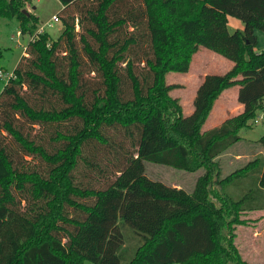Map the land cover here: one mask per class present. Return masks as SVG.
<instances>
[{"label":"trees","instance_id":"1","mask_svg":"<svg viewBox=\"0 0 264 264\" xmlns=\"http://www.w3.org/2000/svg\"><path fill=\"white\" fill-rule=\"evenodd\" d=\"M60 1L64 31L30 41L0 94V264H122L128 251L127 264H252L237 230L264 209V158L225 178L216 158L264 111V0ZM24 10L0 0V17L34 35L40 19ZM229 16L244 30L231 33ZM201 47L233 66L206 75L186 114L166 76ZM236 86L243 111L204 130ZM146 162L205 172L187 191L150 178Z\"/></svg>","mask_w":264,"mask_h":264},{"label":"rangeland","instance_id":"2","mask_svg":"<svg viewBox=\"0 0 264 264\" xmlns=\"http://www.w3.org/2000/svg\"><path fill=\"white\" fill-rule=\"evenodd\" d=\"M23 1L25 2V10H27L29 13H34L39 17V28L41 25H44V23L48 21L54 14L59 15L60 21H56L53 27L46 26V31L51 34L52 39H57L60 32L65 29L60 14L63 8L61 1ZM229 19L230 21L228 22V29L231 33L237 30L236 23H241L242 25L244 23L242 20L233 16H230ZM77 29L80 30L81 28L77 27ZM19 31H21V24L17 17H0V69H2L5 73H12L15 70L19 61L26 53L27 48L25 49V47H28L30 38L32 36L23 34L19 35ZM263 49L264 33H261L257 50ZM232 66L233 62L224 57L222 54L211 49L201 47L200 50L194 54L188 71H171L167 74V82L175 85L171 91V95L179 99L183 106V111L186 114H191L194 111L193 101L195 99L197 89L204 81L206 75L210 73H225L229 71ZM6 83L7 81L0 77V94L3 92ZM236 90L237 87L225 89L218 96L208 116L207 122H205L203 126V129H209L213 126L221 124L224 117L236 115L241 112V110L238 108L240 103L235 94ZM263 117L264 111H258L256 118L250 120L251 127L242 129L240 135L245 136L247 133H250L253 137L260 138L264 134ZM255 119H259V122L256 123ZM19 124L24 126L26 132L31 133L33 136H36L37 138L42 136L41 133L43 131L39 125H34L32 127L31 124H29V122H27V120L23 117H21ZM4 140L9 144L14 145V141L10 136H8V140ZM48 145L50 146V144ZM26 159L29 160V162L24 163L26 167L39 169L44 173L49 169L48 164L40 161L38 158L26 156ZM225 159L226 157H223L222 161L224 160V165L228 166V161L226 162ZM232 171H234V169H224L226 174L231 173ZM204 172V168L188 172L164 164L146 162V173L150 178L154 180H160L169 186L180 185L187 191H192L194 189L197 179ZM243 217L248 219V223L238 227L236 239L242 256L252 264H264V212H255L249 215L243 214ZM128 229L131 230L130 227ZM132 253L128 251L126 255L124 253L122 254V264H127ZM86 264L97 263L88 260L86 261ZM170 264L182 263L172 262Z\"/></svg>","mask_w":264,"mask_h":264},{"label":"crops","instance_id":"3","mask_svg":"<svg viewBox=\"0 0 264 264\" xmlns=\"http://www.w3.org/2000/svg\"><path fill=\"white\" fill-rule=\"evenodd\" d=\"M230 18V16H229ZM230 21V19H229ZM236 27L237 30H244L245 25L243 23V25L241 23H236ZM261 33H264L262 31H258L257 35H258V39L260 40V36ZM257 49V48H256ZM237 87V90L235 92L236 97L238 99V90L239 87ZM235 88V87H233ZM240 103V102H239ZM241 111H243V104L240 103L239 107H238ZM234 116V115H231ZM231 116H226L222 119L221 124L229 117ZM207 122V121H206ZM220 124L216 125L219 126ZM215 127V126H213ZM211 127V128H213ZM210 129V128H209ZM207 130V129H204ZM242 139L240 141H238L237 143L233 144L232 146H230L224 153H222L220 156H218L216 158V160L219 162L220 166H221V177L225 178L228 175H230L232 172L236 171L237 169H240L242 167H244L245 165H247L249 162L254 161L255 159L258 158V156H261L264 158V150L261 148L258 140L260 138H255L253 137L250 133H247L245 136H241ZM226 157L225 161L230 165H224V160L222 161V158ZM239 166V167H238ZM238 167V168H235ZM224 169H234V171H232L231 173L226 174L224 172ZM176 186V185H175ZM176 187H181L180 185H177ZM217 187L219 189H221V186ZM233 190V189H231ZM255 212H264V209H259V210H253V211H246L244 212V214H251V213H255ZM261 215V214H260ZM237 242V241H236ZM238 244V243H237Z\"/></svg>","mask_w":264,"mask_h":264},{"label":"built area","instance_id":"4","mask_svg":"<svg viewBox=\"0 0 264 264\" xmlns=\"http://www.w3.org/2000/svg\"><path fill=\"white\" fill-rule=\"evenodd\" d=\"M56 21H60V17L58 14H54L48 21L44 23V25H41V27L38 29V31L31 36L30 41L35 40V38L46 31V26L53 27L55 25ZM19 35H21V31H19ZM27 47H25L26 49ZM14 76V72L12 73H5L2 69H0V77L4 78L6 81L11 79ZM255 122H259V119H255Z\"/></svg>","mask_w":264,"mask_h":264},{"label":"water","instance_id":"5","mask_svg":"<svg viewBox=\"0 0 264 264\" xmlns=\"http://www.w3.org/2000/svg\"><path fill=\"white\" fill-rule=\"evenodd\" d=\"M25 12H27V13H29L27 10H24ZM64 30V29H63ZM63 30L60 32V33H62L63 32Z\"/></svg>","mask_w":264,"mask_h":264}]
</instances>
